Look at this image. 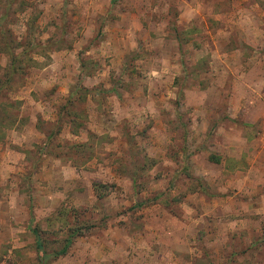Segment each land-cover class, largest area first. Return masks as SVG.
<instances>
[{
  "label": "rangeland",
  "instance_id": "obj_1",
  "mask_svg": "<svg viewBox=\"0 0 264 264\" xmlns=\"http://www.w3.org/2000/svg\"><path fill=\"white\" fill-rule=\"evenodd\" d=\"M2 35L0 264H264V0H0Z\"/></svg>",
  "mask_w": 264,
  "mask_h": 264
},
{
  "label": "trees",
  "instance_id": "obj_2",
  "mask_svg": "<svg viewBox=\"0 0 264 264\" xmlns=\"http://www.w3.org/2000/svg\"><path fill=\"white\" fill-rule=\"evenodd\" d=\"M2 44V46L4 48H6V52L8 53L10 59H11V74L12 76L15 75V73L17 72L18 70V62H19V59L21 57H23L25 54V52H21V53H14V49L12 47V43L10 42L9 40V37L5 36V35H2V42H0ZM81 91V90H80ZM79 92V89H76L70 96L69 98V102L68 104L65 106V108L68 107L69 103L71 104V101L72 99L78 94ZM215 159V160H213ZM212 160L215 161V163H219L220 160L219 158H213ZM188 170V168H186V171ZM189 175V174H188ZM31 215H33V211L31 210ZM35 233V236L37 238V249H38V252L40 254V258H41V262L42 264H47L48 262V259L50 258V256L45 252V249H44V244H43V240L41 238V236L39 235V233L37 231H34ZM79 234L76 232V231H72L71 234L68 236V238L64 241V245L63 247L61 248L60 251L56 252L55 253V257H60V256H64L67 254L68 250H69V247L71 246V244L73 243L74 241V238L76 236H78Z\"/></svg>",
  "mask_w": 264,
  "mask_h": 264
},
{
  "label": "crops",
  "instance_id": "obj_3",
  "mask_svg": "<svg viewBox=\"0 0 264 264\" xmlns=\"http://www.w3.org/2000/svg\"><path fill=\"white\" fill-rule=\"evenodd\" d=\"M261 181V180H260ZM258 185L260 186L261 185V183L260 182H258ZM261 194V193H260ZM259 207H260V200H259ZM259 212H260V210H259Z\"/></svg>",
  "mask_w": 264,
  "mask_h": 264
}]
</instances>
